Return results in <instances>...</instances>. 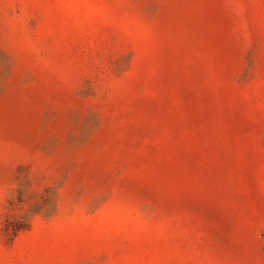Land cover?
<instances>
[{"label":"rangeland","instance_id":"374dc122","mask_svg":"<svg viewBox=\"0 0 264 264\" xmlns=\"http://www.w3.org/2000/svg\"><path fill=\"white\" fill-rule=\"evenodd\" d=\"M0 264H264V0H0Z\"/></svg>","mask_w":264,"mask_h":264}]
</instances>
